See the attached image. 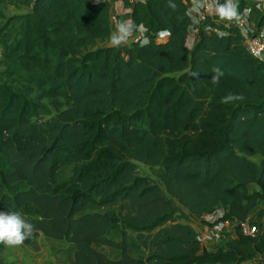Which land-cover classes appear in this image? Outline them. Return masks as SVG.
I'll return each instance as SVG.
<instances>
[{
    "label": "trees",
    "instance_id": "16d2710c",
    "mask_svg": "<svg viewBox=\"0 0 264 264\" xmlns=\"http://www.w3.org/2000/svg\"><path fill=\"white\" fill-rule=\"evenodd\" d=\"M122 2L146 44L84 48L109 35V0H28L0 26V211L33 224L24 244L39 233L71 242L74 264L253 259L264 229L235 225L205 249L186 219L220 207L236 224L264 203V61L245 50L234 18H207L219 32L200 28L188 48L183 0ZM49 104L53 113L37 118ZM129 230L138 255L127 251Z\"/></svg>",
    "mask_w": 264,
    "mask_h": 264
},
{
    "label": "built area",
    "instance_id": "2783aa9c",
    "mask_svg": "<svg viewBox=\"0 0 264 264\" xmlns=\"http://www.w3.org/2000/svg\"><path fill=\"white\" fill-rule=\"evenodd\" d=\"M99 1V0H91ZM110 1V13H109V25L112 23L116 24V18L120 13L128 12L130 8L124 6L122 0H109ZM186 4V11L191 19V23L188 28L186 44L190 48L193 41L195 40L196 34L200 28L213 29L219 32V30L211 26L210 23L205 20L208 18L210 20H218L220 18L219 14L215 10L216 4H224L225 0H183ZM239 0H234L236 5H238ZM243 6L241 8V13L238 18H234L233 23L237 26L241 36L242 42L245 50L256 58L264 61V22L261 25L256 24L255 15L258 11L264 16V0H241ZM142 27L138 25L136 30ZM143 28V27H142ZM133 31V32H135ZM132 33V32H131ZM165 30H159L156 32L155 38L160 40L166 35ZM135 40L143 41L145 40L144 34L137 36ZM223 209L216 207L210 212H204L200 216L190 215L186 221L194 228L196 231V239L198 240L201 247L205 249H212V244H217L221 241V236L224 229L230 224L233 227L236 225L240 232L246 235H253L255 232L264 229V224H259L245 217L243 220H239L236 224L222 217ZM190 220H196V229ZM212 243V244H211ZM211 244L212 246L209 247ZM255 258L264 259V250L256 254ZM254 258V259H255Z\"/></svg>",
    "mask_w": 264,
    "mask_h": 264
},
{
    "label": "rangeland",
    "instance_id": "374dc122",
    "mask_svg": "<svg viewBox=\"0 0 264 264\" xmlns=\"http://www.w3.org/2000/svg\"><path fill=\"white\" fill-rule=\"evenodd\" d=\"M123 3V2H122ZM241 3V0L238 1ZM126 6L125 4H123ZM28 10V0H4L0 2V26L4 23L6 18L12 14L22 13ZM129 12V11H128ZM128 12L120 13L116 18V24L121 21H128ZM116 24L110 26V33L107 37L97 38L94 40L93 44H88L84 48L91 49L94 47L106 45L110 43V36L115 31ZM143 34V28L139 27L137 31L132 32L130 38L127 42L135 40L137 36ZM0 58H1V48H0ZM47 101V100H46ZM53 113V110L50 104L46 107V109L37 115V118H45L49 114ZM33 119V118H30ZM247 158L258 161L260 156L257 154L247 155ZM136 170L140 174H146L153 177V170L148 165L136 161ZM71 165L61 166L56 172V180L62 181L67 178L70 174ZM253 184H249L248 188H253ZM105 207L115 208V205H106L101 207L100 209H104ZM264 207V203L259 204L255 208H253L248 214V218L253 220L254 222L259 224H264V210L262 214H258V211ZM189 219V218H187ZM196 220H190V223L197 228ZM233 224H229L223 231L221 236V241L217 242V244H209L212 248L220 245L225 238L231 236L233 234ZM130 237L128 240L129 247L127 251L132 255H138L137 253V243L134 240V234L129 230ZM112 238L118 239V234H111ZM97 248L103 250L110 257H118L119 251L116 248L97 244ZM72 248L73 245L71 242L66 241L64 239H53L39 233L33 242L27 244H21L14 247H9L4 244L0 245V261L1 262H12L13 264H74L72 259ZM235 264H264V259L255 258L253 260H247Z\"/></svg>",
    "mask_w": 264,
    "mask_h": 264
},
{
    "label": "clouds",
    "instance_id": "9594fccd",
    "mask_svg": "<svg viewBox=\"0 0 264 264\" xmlns=\"http://www.w3.org/2000/svg\"><path fill=\"white\" fill-rule=\"evenodd\" d=\"M215 10L221 19L232 20L238 18L237 5L234 0H225L224 4H216ZM134 25L129 21H121L116 24L115 31L110 36V44L113 47L123 46L130 38ZM147 43V40L144 41ZM216 75L212 76V82L218 83L222 73L219 69L214 70ZM195 75V73H193ZM229 95L225 101L237 99ZM34 226L28 222L20 213L14 211H0V244L9 247L18 246L24 243L33 234Z\"/></svg>",
    "mask_w": 264,
    "mask_h": 264
},
{
    "label": "crops",
    "instance_id": "0c3cea01",
    "mask_svg": "<svg viewBox=\"0 0 264 264\" xmlns=\"http://www.w3.org/2000/svg\"><path fill=\"white\" fill-rule=\"evenodd\" d=\"M254 258H255V257H254ZM254 258H253V259H254ZM253 259H251V260H253Z\"/></svg>",
    "mask_w": 264,
    "mask_h": 264
}]
</instances>
